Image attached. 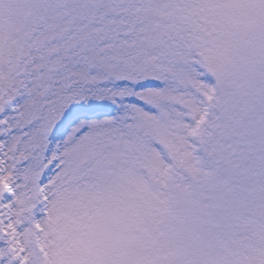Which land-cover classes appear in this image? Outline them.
Listing matches in <instances>:
<instances>
[{
    "label": "snow or ice",
    "instance_id": "snow-or-ice-1",
    "mask_svg": "<svg viewBox=\"0 0 264 264\" xmlns=\"http://www.w3.org/2000/svg\"><path fill=\"white\" fill-rule=\"evenodd\" d=\"M0 264H264V0H0Z\"/></svg>",
    "mask_w": 264,
    "mask_h": 264
}]
</instances>
